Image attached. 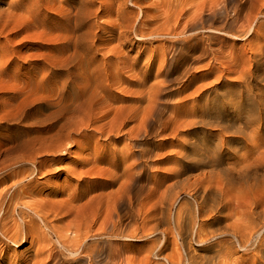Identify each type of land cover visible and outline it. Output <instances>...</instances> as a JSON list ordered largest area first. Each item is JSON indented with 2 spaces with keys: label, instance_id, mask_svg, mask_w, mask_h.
Returning a JSON list of instances; mask_svg holds the SVG:
<instances>
[{
  "label": "rangeland",
  "instance_id": "rangeland-1",
  "mask_svg": "<svg viewBox=\"0 0 264 264\" xmlns=\"http://www.w3.org/2000/svg\"><path fill=\"white\" fill-rule=\"evenodd\" d=\"M207 2L173 0L167 8L165 0L0 1L1 9L13 11L12 20H34L18 36L0 35V50H11L2 49L7 44L16 49L3 52L6 57L0 60L6 69L0 80V143L19 146L6 163L33 159L44 169L36 176L39 188L60 191L47 199H64L83 209V221L69 215L53 218L51 225L68 245L80 233L98 232V264L165 263L173 250L170 246L155 255L164 241L160 232L168 230V244L175 237L166 218L155 228L163 218L154 212L160 200L168 205L176 199L177 210L191 194L217 182L232 202L235 188L241 189V210L250 201L244 179L219 178L206 163H191L205 161L211 143L228 138L209 118L215 76L208 70L211 55L201 37L186 41L188 35L176 39L164 31H182L188 20L182 8ZM60 59L65 62L54 63ZM50 75L55 78L42 83ZM226 161L234 167L236 160ZM179 164L189 166L185 171ZM134 172L139 173L136 179ZM151 187L156 188L153 197ZM76 194L83 196L73 200ZM255 196L264 203V180ZM109 210L117 227L113 237L105 232ZM93 212L99 219L90 227ZM37 248L28 242L3 254L0 247V264H18ZM243 254L235 253L232 260Z\"/></svg>",
  "mask_w": 264,
  "mask_h": 264
},
{
  "label": "bare ground",
  "instance_id": "bare-ground-1",
  "mask_svg": "<svg viewBox=\"0 0 264 264\" xmlns=\"http://www.w3.org/2000/svg\"><path fill=\"white\" fill-rule=\"evenodd\" d=\"M191 1L183 0L193 5ZM172 2L165 0L167 8L173 7ZM136 3L132 2L133 5ZM181 12L188 17L183 30L177 32L176 27L168 28L164 35L176 39L188 35L186 41L201 37L211 55L208 70L215 76L209 118L212 124L220 125L219 131L222 135L227 134L228 138L227 141L211 143L210 154L205 161L191 163H206L211 167V173L220 175L219 178L244 179L248 184L250 201L245 203L246 210H241L242 197L238 195L242 194L241 189L235 188L238 194L234 195L232 202L225 188L217 182L191 194L190 201L177 210H174L176 199L170 200L168 205L158 201L154 212H159L155 215L163 218L156 221L155 228L166 218L175 239L168 244V230L161 231L164 241L154 250L155 255L159 257L171 246L173 253L167 254L162 264H264V203H259L255 196L256 187H260L264 180V0H209L205 6L182 8ZM175 13H179L177 7ZM166 14L169 16L170 11ZM13 17V11L7 12L0 6V35L6 32L9 37L18 36L22 26L27 27L34 21L30 16L12 20ZM5 46L2 49H12L0 50V60L6 57L3 52L16 50L13 45ZM9 62H14V59ZM64 62L62 59L54 61L55 64ZM1 63L0 80L6 70ZM52 77L55 75L44 77L42 83ZM12 90L19 93L24 89ZM217 135L213 133V137ZM18 150L17 145L5 147L0 143V172H3L0 176V247L3 254L9 253L13 246L20 248L29 242L31 247L38 248L18 264H98V232L90 235L80 233L78 239L68 245L58 236L57 227L51 225L53 218L62 220L69 215L83 221L86 218L83 209L64 199L48 200L52 195H59L60 191L39 188L36 176L44 169L38 167L33 159H15L6 163L7 157L17 154ZM240 151L244 152L239 154ZM231 159L236 160L234 167H229L231 162L226 161ZM179 165L185 171L187 168L184 167L189 166ZM138 176L139 173L131 174L132 179ZM113 181L111 179L109 184L112 185ZM132 183L130 178V193ZM144 187L139 186L138 189L144 190ZM155 190V187L150 188L152 197ZM82 196L76 194L73 200ZM98 217V213L93 212L90 227ZM114 218L113 210H109L105 232L109 230L111 237L117 230ZM196 245L202 252L196 249ZM238 252L245 253L243 258L239 256L232 260Z\"/></svg>",
  "mask_w": 264,
  "mask_h": 264
}]
</instances>
